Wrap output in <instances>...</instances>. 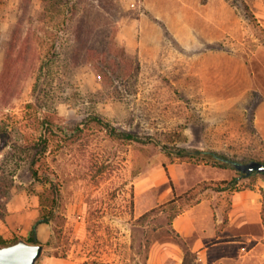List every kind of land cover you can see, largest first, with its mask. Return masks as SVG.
Masks as SVG:
<instances>
[{
  "label": "rangeland",
  "instance_id": "1",
  "mask_svg": "<svg viewBox=\"0 0 264 264\" xmlns=\"http://www.w3.org/2000/svg\"><path fill=\"white\" fill-rule=\"evenodd\" d=\"M48 2L0 0V128L18 140L0 138V193L24 188L48 215L36 264H139L177 196L223 184L205 168L238 175L169 150L264 158V0ZM79 20L94 41L73 61ZM38 139L30 165L21 146Z\"/></svg>",
  "mask_w": 264,
  "mask_h": 264
},
{
  "label": "crops",
  "instance_id": "2",
  "mask_svg": "<svg viewBox=\"0 0 264 264\" xmlns=\"http://www.w3.org/2000/svg\"><path fill=\"white\" fill-rule=\"evenodd\" d=\"M136 31L130 24L116 32L127 52L137 46ZM178 165L171 163L174 172L170 171L177 186L184 175ZM204 171V179L237 180L218 189L211 185L192 189L187 200L177 196L169 206L165 235L154 234L145 240V254L139 264H264V174L233 176L227 168ZM241 181L247 184L236 187ZM0 201V236L26 239L35 225L43 252L51 228L48 222L36 223L40 213L37 196L10 186L0 193Z\"/></svg>",
  "mask_w": 264,
  "mask_h": 264
},
{
  "label": "trees",
  "instance_id": "3",
  "mask_svg": "<svg viewBox=\"0 0 264 264\" xmlns=\"http://www.w3.org/2000/svg\"><path fill=\"white\" fill-rule=\"evenodd\" d=\"M46 1H49V8L48 9H52V8H58V6L60 4H68L70 2V0H45ZM73 8V7H72ZM80 24H78V28H77V31L74 33L75 34V40L77 42L76 46H74L71 50V52L73 53V56L71 57V59L74 61L75 60V53L76 51L80 50H90L92 49V46H93V41L92 40H83V38H81V36L79 35V32L82 30V25L84 23L83 20H79ZM99 27V26H98ZM90 43V44H89ZM87 45L84 47V45ZM107 47H103V48H100V55H104L107 53ZM77 51V52H78ZM46 64V63H45ZM40 67H44V64L40 65ZM49 123L48 120H43L41 122V127L43 128L44 125H47ZM44 131H46V128H43ZM0 138L3 142L5 143H9V144H12V143H15L18 141L17 139H14L12 138L11 136V133H10V130H7V129H2L0 128ZM46 141L45 140H34L32 141L31 143H25L23 144L21 147L22 149H25L28 151H31V150H34V154L29 155L30 156V165L34 164L35 163V159H34V155L35 154H39L41 152H43L45 149H46ZM26 152V153H27ZM169 154H174L175 157H178V158H182V159H186V160H194V161H204L205 163H209L211 165H217V166H220V167H230L232 168L226 161L223 160V158H230L229 156L225 155V154H222V153H219L215 150H209V149H198V148H185V147H178V148H175L173 150H169L168 151ZM250 159H256V160H259V161H264V158H259V157H254V156H247V157H244L242 159H239L240 161H247V160H250ZM234 169V168H232ZM236 172L238 173V176H241V173L239 171L236 170ZM256 172H252L250 175L252 174H255ZM263 174V173H262ZM2 180V178H0V181ZM236 180H237V177H233L231 178L230 180L226 181V180H223V183L226 184V186H228L229 184H235L236 183ZM220 186H216L215 189H218ZM1 189V188H0ZM4 189V188H2ZM2 191V190H0ZM55 193H56V197H58V191L57 189H55ZM49 221V217L48 215H44L43 213H39V217L38 219L36 220V223H40V222H48ZM19 239V237H14L10 240H7L5 238H3L2 236H0V245H6V244H9V243H13L15 241H17ZM26 241L28 242H32V243H40V240L37 236V233H36V226L34 225L31 229V232L29 234V236L25 239Z\"/></svg>",
  "mask_w": 264,
  "mask_h": 264
},
{
  "label": "water",
  "instance_id": "4",
  "mask_svg": "<svg viewBox=\"0 0 264 264\" xmlns=\"http://www.w3.org/2000/svg\"><path fill=\"white\" fill-rule=\"evenodd\" d=\"M223 160L239 171L241 176H249L252 172L264 174V161L256 159L239 161L231 158H223ZM42 249L41 243H32L19 238L13 243L0 245V264H36Z\"/></svg>",
  "mask_w": 264,
  "mask_h": 264
}]
</instances>
